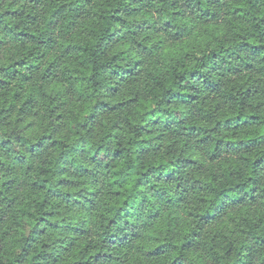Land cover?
<instances>
[{
    "label": "trees",
    "instance_id": "obj_1",
    "mask_svg": "<svg viewBox=\"0 0 264 264\" xmlns=\"http://www.w3.org/2000/svg\"><path fill=\"white\" fill-rule=\"evenodd\" d=\"M0 264H264V0H0Z\"/></svg>",
    "mask_w": 264,
    "mask_h": 264
}]
</instances>
